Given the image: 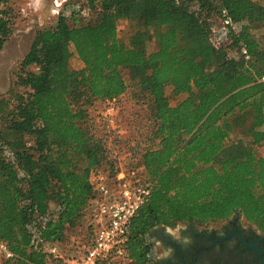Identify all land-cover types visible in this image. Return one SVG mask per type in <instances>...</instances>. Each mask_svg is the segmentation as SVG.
Here are the masks:
<instances>
[{"label": "trees", "instance_id": "obj_1", "mask_svg": "<svg viewBox=\"0 0 264 264\" xmlns=\"http://www.w3.org/2000/svg\"><path fill=\"white\" fill-rule=\"evenodd\" d=\"M83 1L37 32L16 76L24 92L0 100V242L15 255L2 262H59L46 247L82 222L92 178L119 171L89 109L129 91L153 104L156 128L142 155L151 194L126 263L155 264L161 224L238 221L264 239V0ZM17 18L0 0V52ZM120 21L134 27L128 43ZM167 89L184 99L172 106Z\"/></svg>", "mask_w": 264, "mask_h": 264}, {"label": "rangeland", "instance_id": "obj_2", "mask_svg": "<svg viewBox=\"0 0 264 264\" xmlns=\"http://www.w3.org/2000/svg\"><path fill=\"white\" fill-rule=\"evenodd\" d=\"M12 1L18 18L13 36L0 52V100L2 98L11 99L12 92H24L23 88L16 87V76L37 32L54 26L60 15L68 10V7L70 10L72 9V4L84 2L83 0H50V3L54 1L56 3L54 7L58 6L60 10V15H51V7L39 6L38 0ZM45 1L48 2V0ZM65 4L66 7L68 6L67 8ZM118 29L119 38L128 43L133 34V25L128 21H120ZM152 48L153 44H149L148 49L152 50ZM71 52V68L79 70L82 63L73 47H71ZM166 95L172 106L184 99V96L173 97L170 89L166 90ZM89 110L91 124L94 127L92 133L98 139L103 140L107 152L115 161L116 169L120 171L136 170L140 179L145 180L146 172L142 164V155L145 149L155 142L153 131L156 125L153 104L148 103L141 96H135L133 91H129L111 104L94 101ZM259 153L264 156V148H261ZM99 174L108 179L115 176L110 173L109 166H104ZM94 178H92L93 183L96 180ZM88 226L89 213L87 211L82 222L67 231L64 242L58 246L60 255L65 258H81L83 256L91 242ZM160 251L162 249L156 248L155 255ZM0 264L4 263L0 261Z\"/></svg>", "mask_w": 264, "mask_h": 264}, {"label": "built area", "instance_id": "obj_3", "mask_svg": "<svg viewBox=\"0 0 264 264\" xmlns=\"http://www.w3.org/2000/svg\"><path fill=\"white\" fill-rule=\"evenodd\" d=\"M213 37L221 41L226 38V33L219 30ZM241 55H247L245 48ZM261 81L264 82V77ZM136 172L119 170L111 179L95 176V197L88 209L91 236L88 248L81 258H65L60 255L57 245H48L47 252L59 262L46 264H127L126 247L131 223L151 194V185L140 179ZM14 257L8 245L0 242V261Z\"/></svg>", "mask_w": 264, "mask_h": 264}, {"label": "flooded vegetation", "instance_id": "obj_4", "mask_svg": "<svg viewBox=\"0 0 264 264\" xmlns=\"http://www.w3.org/2000/svg\"><path fill=\"white\" fill-rule=\"evenodd\" d=\"M188 234L192 236V243L181 247L166 236L162 228L156 229L153 238L175 248L170 260L158 264H262L264 261V239L254 236L238 221L209 229L188 226Z\"/></svg>", "mask_w": 264, "mask_h": 264}, {"label": "clouds", "instance_id": "obj_5", "mask_svg": "<svg viewBox=\"0 0 264 264\" xmlns=\"http://www.w3.org/2000/svg\"><path fill=\"white\" fill-rule=\"evenodd\" d=\"M159 227L163 229V232L166 236H169L172 240L179 243L181 247L190 245L192 243V236L191 234H188V226L185 224L177 222L174 225L161 224ZM155 248L162 249V251H160L155 256L156 264H158V262L170 260L175 253L174 247L171 245L165 246L159 240L156 241Z\"/></svg>", "mask_w": 264, "mask_h": 264}, {"label": "water", "instance_id": "obj_6", "mask_svg": "<svg viewBox=\"0 0 264 264\" xmlns=\"http://www.w3.org/2000/svg\"><path fill=\"white\" fill-rule=\"evenodd\" d=\"M41 1H42V3H41ZM38 5L39 6H49V7H51V11H50V14L51 15H55V14H57L60 10H59V7L58 6H55L54 7V4L56 5V3H54V1H52V3H50V0H48V2H46L45 0H38ZM53 6V7H52ZM248 246H251V245H249V244H247ZM256 252H258V250L256 249V248H253ZM262 264H264V261L262 262Z\"/></svg>", "mask_w": 264, "mask_h": 264}, {"label": "crops", "instance_id": "obj_7", "mask_svg": "<svg viewBox=\"0 0 264 264\" xmlns=\"http://www.w3.org/2000/svg\"><path fill=\"white\" fill-rule=\"evenodd\" d=\"M154 241H157V240L154 238Z\"/></svg>", "mask_w": 264, "mask_h": 264}]
</instances>
